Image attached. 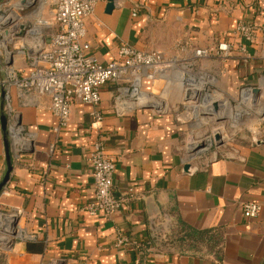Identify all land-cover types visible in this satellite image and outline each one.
<instances>
[{"label":"crops","instance_id":"crops-1","mask_svg":"<svg viewBox=\"0 0 264 264\" xmlns=\"http://www.w3.org/2000/svg\"><path fill=\"white\" fill-rule=\"evenodd\" d=\"M107 6L108 0L100 1L85 21L91 53L103 64L117 57L124 43L168 57L177 54L179 41L214 46L246 21L260 26L248 63L233 57L227 65L202 60L199 66L230 95L264 77V0H116L111 12ZM14 66L24 73L31 69L21 55ZM164 85L158 81L153 89L161 91L166 112L155 106L122 112L115 106V86L107 84L101 93V132L91 129L90 106L75 104L70 123L56 131L50 97L20 96L11 89L10 103L27 142L17 156L19 142L9 136L13 170L0 203L11 212L21 210L17 229L23 239L0 250V264H264V142L236 140L229 147L235 157L189 158L187 128L173 113L181 85L171 86L165 96ZM4 104L2 91L0 115ZM96 140L117 167L113 195L123 207L110 219L84 212L94 198L88 156ZM6 171L0 126V182ZM245 202L262 206L258 219L244 218ZM118 231L135 244L116 247ZM188 233L206 235L181 240Z\"/></svg>","mask_w":264,"mask_h":264},{"label":"built area","instance_id":"built-area-1","mask_svg":"<svg viewBox=\"0 0 264 264\" xmlns=\"http://www.w3.org/2000/svg\"><path fill=\"white\" fill-rule=\"evenodd\" d=\"M100 1L0 0V73H4L0 92L5 91L8 135L12 142H19L14 144L17 156L25 147L27 135L17 124L10 103L12 88L20 96L50 97L51 110L59 121L56 131L70 123L72 108L79 103L92 107L91 129L101 132L104 123L101 93L107 84L115 86V106L122 112L148 104L159 112H166L168 107L164 106L161 91L158 94L153 87L158 81H164L165 96L166 90L177 83L181 85L182 98L173 113L187 128L184 147L189 158L209 155L210 161H215L220 156L235 157L229 147L236 140L249 139L254 145L264 142V77L258 84L244 85L230 95L219 88L214 75L199 66L202 60H219L227 65L233 57L248 63L249 47L256 42L259 25L239 21L232 36L206 48L197 47L191 40L179 41L174 57L161 51L143 52L124 43L117 57L103 64L91 53L85 22ZM137 15L134 10L133 16ZM19 55L27 60L29 72L14 66ZM228 71L223 70L224 74ZM146 82L151 84L150 90H145ZM88 162L95 191L84 212L90 217L104 215L110 219L123 207V201L113 195L116 162L100 140L93 143ZM241 210L245 219L255 220L262 206L245 202ZM20 215V209L11 212L0 203V250L9 249L16 239H23L16 223ZM134 244L132 238L118 231L116 247Z\"/></svg>","mask_w":264,"mask_h":264},{"label":"water","instance_id":"water-1","mask_svg":"<svg viewBox=\"0 0 264 264\" xmlns=\"http://www.w3.org/2000/svg\"><path fill=\"white\" fill-rule=\"evenodd\" d=\"M115 2H116V0H108V6H107L108 12H111L114 10ZM9 64H11V62ZM3 95L5 96V91H3ZM143 108L154 109V106L151 104H148V105H145ZM0 120H1V127H2V131H3V135H4L6 160H7V171H6L4 179L0 182V193H1L3 191V189L6 187V185L8 184V182L10 181L11 173L13 170V161H12V157H11L9 135L7 132V118H6V115L4 113V106L1 109ZM19 123L20 122L18 121V124ZM190 169H191V165H189V164L185 165V167H184L185 172H189ZM17 222H18V220H16V223Z\"/></svg>","mask_w":264,"mask_h":264},{"label":"trees","instance_id":"trees-1","mask_svg":"<svg viewBox=\"0 0 264 264\" xmlns=\"http://www.w3.org/2000/svg\"><path fill=\"white\" fill-rule=\"evenodd\" d=\"M197 235L195 236V234H193V233L184 234L183 237H181L182 238L181 240H183V239L184 240H186V239H190V240H195V239H197V240H203L206 234H197ZM198 237L200 239H198Z\"/></svg>","mask_w":264,"mask_h":264}]
</instances>
